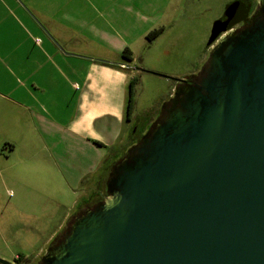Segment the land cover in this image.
Listing matches in <instances>:
<instances>
[{
    "label": "water",
    "instance_id": "1",
    "mask_svg": "<svg viewBox=\"0 0 264 264\" xmlns=\"http://www.w3.org/2000/svg\"><path fill=\"white\" fill-rule=\"evenodd\" d=\"M255 1L249 18L232 10L213 26L205 63L175 80L109 167L102 199L37 264H264V0Z\"/></svg>",
    "mask_w": 264,
    "mask_h": 264
},
{
    "label": "crops",
    "instance_id": "2",
    "mask_svg": "<svg viewBox=\"0 0 264 264\" xmlns=\"http://www.w3.org/2000/svg\"><path fill=\"white\" fill-rule=\"evenodd\" d=\"M193 3L0 0V170L14 175L51 168L67 187L88 181L82 200L95 197V176L107 156L117 157L130 145V120L149 112L156 118L176 85L158 76L159 83L150 85L142 78L149 74L131 64L140 58L148 69L176 70L174 76L183 79L207 56L213 26L227 14L229 1L216 17H206L208 8L197 11ZM159 28L153 40L159 45L143 50L138 40L146 43V35ZM171 35L178 36L174 43ZM125 49L132 61L122 68ZM137 75L141 89L137 81L127 121L128 83ZM109 146L117 149L106 153ZM78 204L72 202L74 208Z\"/></svg>",
    "mask_w": 264,
    "mask_h": 264
},
{
    "label": "rangeland",
    "instance_id": "3",
    "mask_svg": "<svg viewBox=\"0 0 264 264\" xmlns=\"http://www.w3.org/2000/svg\"><path fill=\"white\" fill-rule=\"evenodd\" d=\"M185 1L186 0H182V7H184ZM227 1H229L227 8V10H229V6L233 3L232 1L235 3V1L239 0H195V4H193L196 5L197 11L207 7L209 11L206 17L210 15L216 17L219 13V7L222 6L223 2ZM240 1L244 2L243 0ZM205 23L206 20H203L201 24L199 23V27L200 25L204 26ZM170 39L172 41L169 42L174 43V41H177L178 36H173L172 38L171 35ZM158 40L152 41V44L150 43L149 45H146L143 39L138 40V42H141L140 44H143L142 47H144L143 50H146L151 46L156 48L160 43ZM137 44V41H134L133 45L137 46ZM207 56L203 61L196 64V72L205 63ZM137 59L131 64L135 69L137 68L147 71L148 73L159 74L171 81L181 79L178 76H174L180 73L179 71L171 69L164 70V72L161 70L160 72V70L148 69L145 66V62H140V60ZM154 63V66H161L156 64V62ZM147 76L152 79H147ZM142 78L152 85L159 83L157 81L158 78L151 74H144ZM136 79L138 82L140 81L137 90L139 92L141 89V79L139 80L138 75ZM163 92L164 91H162V93ZM152 115L153 113L149 112L145 115L146 117L140 115L137 119L133 118L130 120L128 130L132 133H135L136 130L139 131V133L145 131L155 119L152 118ZM150 119L153 120L150 121ZM103 149L106 153H109L112 149L115 151L117 148L109 146ZM18 153L19 156L23 158L22 155L24 153L22 151ZM117 155V158L114 157L112 153L107 156L103 168H101L95 176V178H99L100 182L101 179L104 181L106 178L108 168L112 163L121 158L123 154L118 152ZM105 170L107 171L105 172ZM46 171L47 172H35L31 169L29 171L19 169L17 172H14V175H7L6 172L0 170V259L9 264H37L39 258L46 252L48 246L51 244L50 241L52 238L50 239V237L59 233L69 217L78 209V206L84 204L87 200H82V197L89 193L87 188L89 184L88 181L85 183L83 182L84 184H79L77 187L71 188L67 187V183L60 178V175L53 172V169L49 168ZM92 180H94V178ZM100 182L97 186L102 189L103 183L100 184ZM72 202H79V204L74 208ZM18 256L23 259L20 263L16 262Z\"/></svg>",
    "mask_w": 264,
    "mask_h": 264
},
{
    "label": "trees",
    "instance_id": "4",
    "mask_svg": "<svg viewBox=\"0 0 264 264\" xmlns=\"http://www.w3.org/2000/svg\"><path fill=\"white\" fill-rule=\"evenodd\" d=\"M244 2L242 1H235V3L233 2L230 6H229V10H227V14L228 12H231L232 10L233 11H236V12H240L242 11L243 9L247 10V16H250L252 14V12L254 11V9L256 8V1L255 0H243ZM227 14H225V16L219 21V22H222L226 19L227 17ZM218 23V22H217ZM162 32V29L159 28V29H155L151 32H149L146 37H145V40H146V45H149L160 33ZM120 59H121V63L118 65H125V64H129L131 63L132 61V58H131V53L128 49H125L122 53H121V56H120ZM122 69V68H121ZM142 72H147V71H144V70H141ZM136 82H137V79L136 77H133L129 83H128V92H127V103H126V116H127V121H128V116L130 115L131 113V109H132V106H133V98H134V87L136 85ZM132 133V132H131ZM139 133V131H138ZM138 137H131L130 138V145H132L133 143H135L138 139ZM129 145V146H130ZM128 146V147H129ZM126 150V149H125ZM124 150V151H125ZM124 151L121 153L123 154ZM117 158V157H116ZM113 164V163H112ZM109 169V168H108ZM107 170H105L106 172ZM104 181H102L101 179V182L100 184H102ZM102 186V185H101ZM21 260H23L20 256L17 257L16 259V262L20 263Z\"/></svg>",
    "mask_w": 264,
    "mask_h": 264
},
{
    "label": "flooded vegetation",
    "instance_id": "5",
    "mask_svg": "<svg viewBox=\"0 0 264 264\" xmlns=\"http://www.w3.org/2000/svg\"><path fill=\"white\" fill-rule=\"evenodd\" d=\"M250 16H247L246 17V19L247 18H249ZM246 21V20H245ZM244 24V21H242V22H240V23H238L237 25H235V27H239V26H241V25H243ZM147 129V128H146ZM145 129V130H146ZM144 132V131H143ZM143 132H141V133H134L133 134V136L132 137H138L137 139H139V137H140V135L143 133ZM104 196V189L102 188V189H100L99 188V190H98V194L95 196V197H91L90 199H88L84 204H81L80 206H78V209L69 217V219L67 220V222L66 223H69L70 221H71V219L75 216V214L77 213V212H79V211H81V210H84V209H86V208H88V207H91V206H93V205H95L98 201H100L101 199H102V197ZM63 229H65V225L63 226V228L60 230V232L55 236V238H53L52 240H51V244H54L57 240H58V238H59V236L61 235V231L63 230Z\"/></svg>",
    "mask_w": 264,
    "mask_h": 264
},
{
    "label": "built area",
    "instance_id": "6",
    "mask_svg": "<svg viewBox=\"0 0 264 264\" xmlns=\"http://www.w3.org/2000/svg\"><path fill=\"white\" fill-rule=\"evenodd\" d=\"M121 67H122V68H125L126 66H124V65H121ZM16 259H17V258H16Z\"/></svg>",
    "mask_w": 264,
    "mask_h": 264
}]
</instances>
